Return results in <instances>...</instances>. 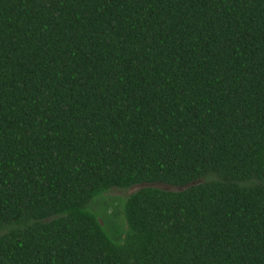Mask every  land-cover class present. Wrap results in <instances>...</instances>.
<instances>
[{
  "label": "trees",
  "instance_id": "obj_1",
  "mask_svg": "<svg viewBox=\"0 0 264 264\" xmlns=\"http://www.w3.org/2000/svg\"><path fill=\"white\" fill-rule=\"evenodd\" d=\"M0 264H264V0H0Z\"/></svg>",
  "mask_w": 264,
  "mask_h": 264
},
{
  "label": "rangeland",
  "instance_id": "obj_2",
  "mask_svg": "<svg viewBox=\"0 0 264 264\" xmlns=\"http://www.w3.org/2000/svg\"><path fill=\"white\" fill-rule=\"evenodd\" d=\"M143 184H146V183H141V184H136V185H132L130 188H127V189H118V188H111L110 190L106 191L105 194L106 196H108V200L110 201V204L108 205V210H111L112 208V205L114 206H117L120 208V205L118 204V199L115 197V196H121V197H124L127 193H129L130 191L136 189L137 187H139L140 185H143ZM154 185H158L160 187H164V188H168V189H177V188H180V186H170V185H166V184H163V183H153ZM111 197V198H110ZM91 207L93 209H96V205L95 204H92ZM103 206H100V210H102ZM104 209V208H103ZM105 211V210H104ZM118 219H122V214H121V211H119V216H118ZM109 226L113 225L114 222H113V219L112 220H109Z\"/></svg>",
  "mask_w": 264,
  "mask_h": 264
}]
</instances>
